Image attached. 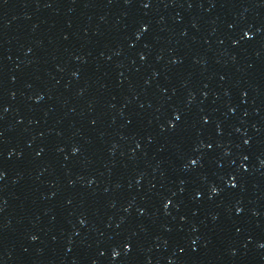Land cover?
<instances>
[{"label": "water", "instance_id": "1", "mask_svg": "<svg viewBox=\"0 0 264 264\" xmlns=\"http://www.w3.org/2000/svg\"><path fill=\"white\" fill-rule=\"evenodd\" d=\"M0 264H264V0H0Z\"/></svg>", "mask_w": 264, "mask_h": 264}]
</instances>
